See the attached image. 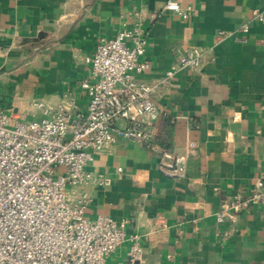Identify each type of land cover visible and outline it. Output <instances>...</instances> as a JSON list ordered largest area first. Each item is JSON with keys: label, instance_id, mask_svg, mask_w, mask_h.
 <instances>
[{"label": "crops", "instance_id": "1", "mask_svg": "<svg viewBox=\"0 0 264 264\" xmlns=\"http://www.w3.org/2000/svg\"><path fill=\"white\" fill-rule=\"evenodd\" d=\"M168 1L0 0V111L39 119L32 100L55 106L67 94L85 109V57L137 24L146 39L140 59L149 64L137 77L146 82L161 81L176 49H206L198 71L179 69L153 95L169 116L157 121L169 146L188 154L186 177L164 175L157 152L120 139L88 164L108 182L88 188L87 216L110 215L127 236L140 234L145 264H264V207L215 218L264 180V20L253 15L264 0H174L192 9L186 19L166 10ZM218 30L233 35L218 40ZM128 250L125 241L108 263L120 264Z\"/></svg>", "mask_w": 264, "mask_h": 264}, {"label": "built area", "instance_id": "2", "mask_svg": "<svg viewBox=\"0 0 264 264\" xmlns=\"http://www.w3.org/2000/svg\"><path fill=\"white\" fill-rule=\"evenodd\" d=\"M165 9L185 19L192 12L174 0ZM253 15L264 20V5ZM250 27L245 23L240 31L247 34ZM231 35L225 30L216 33L218 40ZM234 38L247 42V37ZM260 42L264 46V38ZM145 46L140 24L98 42L85 57L90 69L81 81L88 98L83 110L67 94L55 106L32 100L43 114L39 119H15L0 111V264H109L108 258L125 241L129 250L120 264H145L140 234L127 236L110 215L87 216L92 202L88 188L108 182L88 170V164L106 147L126 139L157 152L164 175L186 177L188 154L164 144L157 121L169 116L153 95L159 83L179 69L198 71L206 53L197 46L175 48V64L160 82L149 83L137 77L149 68L140 59ZM258 206L264 207V180L256 181L245 198L235 195L224 202L215 218L223 223Z\"/></svg>", "mask_w": 264, "mask_h": 264}, {"label": "trees", "instance_id": "3", "mask_svg": "<svg viewBox=\"0 0 264 264\" xmlns=\"http://www.w3.org/2000/svg\"><path fill=\"white\" fill-rule=\"evenodd\" d=\"M162 118H163L164 120H169V119H168L169 117H164V116H162ZM162 135H163V134H162ZM163 137H164V144H165V145H169V144H168V140H167V138H165L164 135H163Z\"/></svg>", "mask_w": 264, "mask_h": 264}]
</instances>
